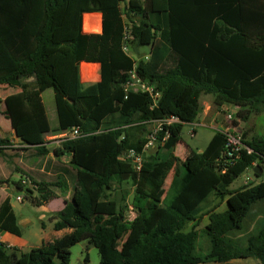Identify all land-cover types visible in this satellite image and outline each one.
Segmentation results:
<instances>
[{"label":"trees","instance_id":"1","mask_svg":"<svg viewBox=\"0 0 264 264\" xmlns=\"http://www.w3.org/2000/svg\"><path fill=\"white\" fill-rule=\"evenodd\" d=\"M93 12L103 16L100 33L84 31L83 15ZM143 46L151 47L148 60ZM83 61L101 65V80L88 87ZM133 70L160 93L156 103L149 92L125 90ZM8 88L17 91L5 99V115L23 145L18 149L36 161L53 153L57 176L0 185H15L36 207L63 198L50 220L56 231L71 232L28 252L0 241V264H70V249L81 241L98 249L100 264H264V225L245 247L229 238L264 201V181L229 190L254 164L263 168L264 134L242 135L251 152L230 154L227 134L218 130L202 152L174 154L204 96L213 111L236 107L235 125L264 113V0H0V89ZM48 89L55 94V129L41 96ZM171 117L180 122H164ZM153 123L158 127L150 132ZM75 127L84 135L48 145V135ZM154 133L158 148L149 153ZM129 150L143 155L140 170L122 158ZM126 182L134 188L131 202ZM206 217L210 249L201 256L198 227ZM0 231L22 236L9 198L0 204Z\"/></svg>","mask_w":264,"mask_h":264},{"label":"rangeland","instance_id":"2","mask_svg":"<svg viewBox=\"0 0 264 264\" xmlns=\"http://www.w3.org/2000/svg\"><path fill=\"white\" fill-rule=\"evenodd\" d=\"M128 21V19H127ZM129 23V22H128ZM140 54L143 56L151 55V47L150 46H143L139 49ZM92 84L85 83L84 86L88 87ZM5 92V89H0V95H2ZM212 98L210 96H204L201 100L202 102V111L207 106H211ZM44 102L46 105V108L48 110L49 118L51 126L54 127L55 125H58V115L56 110V104H55V97H54V91L50 89L46 92L44 95ZM3 104L0 102V111L3 110ZM228 112L226 114H233V122L236 120V113L238 111L237 108L234 106H227ZM223 112H220L219 119L222 123L223 128H227L230 126L229 122H227L226 117L227 115ZM201 124H199L197 121ZM198 120L193 124H187L183 132L181 134V140L177 146L176 154L177 156L182 157L187 153L189 150H194L195 152L203 151L208 144L210 143L211 139L213 138L214 134L221 130L218 126L210 127L212 126L209 124V122H204V117L202 116V113L199 114ZM0 125L3 127L5 132L8 129L4 124V118L0 115ZM158 125L156 123H153L149 126L150 132H154ZM237 128L239 132L234 131L235 133H240L243 135L244 133L247 135V138L250 139L251 137L258 135V134H264V113L260 115L253 116L248 122H242L238 121V124L235 125L234 123L231 124V128ZM191 131H195L196 134L192 137L190 135ZM227 131L232 132V129H227ZM50 136V135H48ZM47 136V137H48ZM46 137L47 141H51L53 139H49ZM59 143L57 142V145ZM158 148L157 143L149 148V152H155ZM1 154V153H0ZM185 157V156H184ZM182 157V158H184ZM0 158H3L0 155ZM14 161H17V165L20 167H23L21 163H18L19 160L15 159ZM39 161V160H38ZM257 166L254 164L253 167H251L250 170L245 171L240 176H238L232 184L229 186V190H235L240 187L249 185V184H257L261 181H264V163L262 164V175L259 177L255 175V168ZM173 176V172L169 175L163 189H162V195L161 198L164 197L170 182L171 178ZM248 178H251L249 183H246ZM16 179V176L14 178ZM27 182H30L29 180H26ZM124 187L129 192V201L131 202L132 197L134 195V188L130 186V183L126 182L124 183ZM117 188L119 186L117 185ZM264 202V201H262ZM259 202L253 207L250 208L248 215L245 217L243 221V229L239 232H235L229 235V238L234 241L239 247H245L247 244L248 236L252 232H256L259 227L264 225V203ZM23 209L16 208V213L19 221V225L22 230V236H16L12 234H6L5 236H8L5 238L4 233H2V242L4 244L6 243H14L16 245H21V251L28 252L33 248L41 247L43 242L47 243V241H53L55 239V236L61 237L63 234L59 233L58 231H55L53 224L51 223L50 216L47 215L43 220L39 219V213L37 211V208L33 206L30 202L24 201L22 204ZM226 206L223 205L219 208V210L225 209ZM132 206H130V211L127 213L129 219H134L136 217V213L132 211ZM263 211V212H262ZM259 213V214H258ZM28 222L30 223L28 225ZM208 222V218H204L202 222L200 223L198 230H199V238L197 241V250L196 253L198 255L204 256L210 249V241L207 235H205L202 231V229L205 227V225ZM44 223V226H43ZM193 223H190L186 230L190 231L192 229ZM55 235V236H54ZM7 245V244H6ZM71 261L70 264H100V254L98 249L94 245H90L88 241H81L76 244H74L71 247ZM86 256L89 257V261H86ZM245 263L250 262H256L254 259L244 260ZM207 264H217L214 262H210Z\"/></svg>","mask_w":264,"mask_h":264},{"label":"crops","instance_id":"3","mask_svg":"<svg viewBox=\"0 0 264 264\" xmlns=\"http://www.w3.org/2000/svg\"><path fill=\"white\" fill-rule=\"evenodd\" d=\"M102 25H103V16L100 12H93V13H85L83 15V27L84 31L88 33H100L102 31ZM80 76H81V81L83 84L89 83V84H94L97 83L101 80V65L99 63H91V62H81L80 65ZM50 89L46 90L41 96L44 102V95L46 94L47 91ZM16 89L13 88H8L5 89V92L0 95V102L3 104V110L0 111V115L4 118V124L8 128L6 129L7 131L3 129V127L0 125V137L4 140H7L5 143H10L11 141L13 143H20L19 139L15 135V131L11 125L10 119H8L5 115L6 111V105H5V99L8 95H11L13 93H16ZM55 97V94H54ZM45 104V102H44ZM46 107V105H45ZM47 110V108H46ZM48 113V110H47ZM202 116L204 117V122H209L212 126H218L220 129H223L222 123L220 122L219 115L220 112L213 111L212 107L210 105H207L203 111L201 109ZM49 116V114H48ZM199 118V116H198ZM50 120V118H49ZM199 124V120L197 121ZM59 124V123H58ZM51 125V123H50ZM52 127V126H51ZM58 125H55L52 127L53 129L57 128ZM195 132V131H194ZM196 134V132H195ZM194 134V135H195ZM215 135V134H214ZM57 135H50L47 138L53 139L49 141L48 145L50 146H56L57 145V140L54 139L56 138ZM193 137V136H192ZM180 142V141H179ZM178 142V144H179ZM177 144V146H178ZM177 146L174 150V154H176ZM4 152L7 153V156L1 155L3 158H0V181L4 179H9L10 181H18V180H29L31 181L32 179L40 181L43 179V175L47 176H57V168H56V163H57V158L54 156L53 153H50L47 155L45 160L42 161H36V158L31 155L29 152L23 150V149H18V148H10L6 149ZM149 152V150H148ZM202 152V151H200ZM150 153V152H149ZM183 155L182 157H184ZM179 157V156H177ZM180 157V158H182ZM15 159L19 160L18 163H21L23 167H20L17 165V161H14ZM64 162H67L69 159L67 157H64L62 159ZM16 176V179H12ZM18 196L23 197V195H18L17 194V189L15 185L11 184H1L0 185V204L4 202L7 198L11 200L12 205L15 207H18L19 209H23L22 204L24 203L25 199L21 202L18 201ZM65 206V202L63 198L57 197L53 200H51L48 204L41 206V207H36L37 211L39 213V219H44L47 215L51 216L52 213H55L57 211H60L63 209ZM17 214V213H16ZM51 223L54 225L53 221ZM30 223L28 222V225ZM44 226V223H43ZM54 227V226H53ZM56 231V230H55ZM59 233L63 234L62 236L68 234L71 232V230L64 229L61 231H58ZM2 233H4L3 236L6 234H11L8 232H3L0 231V241H2ZM13 235V234H12ZM55 236V235H54ZM61 236V237H62ZM8 236H5L7 238ZM21 237V236H19ZM60 238L57 235L55 236V239ZM54 239V240H55ZM53 240V241H54ZM53 241H47V243H51ZM45 243V242H43ZM7 246H10L12 248H16L21 250V245H16L14 243H6ZM21 246V247H20ZM244 260H249V259H243V260H235L233 263L235 264H258L257 262H250V263H245ZM207 264V263H206ZM217 264H227V263H217Z\"/></svg>","mask_w":264,"mask_h":264},{"label":"built area","instance_id":"4","mask_svg":"<svg viewBox=\"0 0 264 264\" xmlns=\"http://www.w3.org/2000/svg\"><path fill=\"white\" fill-rule=\"evenodd\" d=\"M126 38L125 39H130V34L128 33V31L125 33ZM125 51H129V48L127 45L124 46ZM145 58L148 60L149 56L145 55ZM130 78L125 86V90L127 92H129L130 90L133 91H138V90H142V91H146L149 92L154 99V102L156 103L158 98L160 97V93L155 91L154 87L152 86H146L144 85L141 80L138 78V76L136 75V72L133 70L131 72H129ZM236 108V107H235ZM224 114H226V112H228V107L225 106L224 108ZM226 120L227 122H229L230 126H228L227 128H223L221 130H223L228 137V152L230 154H234L236 152H240L242 149H247L248 152H251L252 150L249 149L246 145H244L243 140H242V135L240 133H235L234 131L239 132V130L235 127L231 128V124H233V114H226ZM164 122L171 124V123H175V122H180V120L177 117H171L169 119L164 120ZM227 129H232V132L227 131ZM156 133V132H155ZM152 134L150 136V140L148 142V144L146 145V150H149V148H151L152 146H154L157 142V138H156V134ZM195 132L191 131L190 135L194 136ZM84 134L81 132V130L78 127L72 128L71 130H67L61 134H58L56 138L57 142L60 143L61 141L65 140V139H74V138H78L83 136ZM23 145L20 143H13L12 141L10 143H0V149H10V148H22ZM122 158L131 160L132 163L135 165L136 170H140L142 163H143V155L139 154L137 152H135L134 150H129L127 151ZM251 180V178H248V180L246 181V183H249V181ZM24 184L27 185H31V181L27 182L26 180L23 181ZM23 200V197L18 196V201L21 202ZM10 247V246H8Z\"/></svg>","mask_w":264,"mask_h":264},{"label":"water","instance_id":"5","mask_svg":"<svg viewBox=\"0 0 264 264\" xmlns=\"http://www.w3.org/2000/svg\"><path fill=\"white\" fill-rule=\"evenodd\" d=\"M255 173L257 174V175H260L261 173H262V169H259V167H256L255 168ZM16 207V206H15Z\"/></svg>","mask_w":264,"mask_h":264}]
</instances>
